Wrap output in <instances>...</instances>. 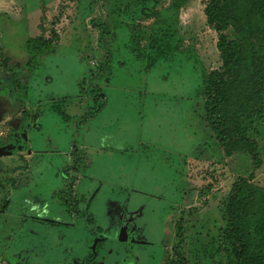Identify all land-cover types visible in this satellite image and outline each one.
I'll return each mask as SVG.
<instances>
[{"label": "rangeland", "instance_id": "obj_1", "mask_svg": "<svg viewBox=\"0 0 264 264\" xmlns=\"http://www.w3.org/2000/svg\"><path fill=\"white\" fill-rule=\"evenodd\" d=\"M14 1L22 5L19 12L11 7L7 13L0 10V67L7 70L9 62L10 68L26 63V45L32 38L49 40L51 53L34 67L29 83L34 89L28 93L32 103L27 84L20 81L19 102L7 116L20 115L21 120L0 125V148L7 154L20 150L23 157L29 153L30 142L34 149L46 152L44 166L66 151L70 138H76L72 128L76 119L67 105L80 104L78 96L88 100L84 106L88 110L99 106L101 95L106 97L107 107L94 125L111 121L116 129L125 127L123 134L138 128L141 138L149 139L145 144L150 149L161 148L167 138L181 137L173 134L181 125L177 115L181 105L192 111L193 102L203 100L200 90L208 74L222 67L217 34L203 14L209 0H48L47 13L41 10L45 0ZM219 9L229 21L226 37L241 42L242 56L234 82L224 83L233 96L224 111L231 131L256 143L261 165L252 170L250 147L244 144L219 149L215 167L206 166L196 175L202 181L196 193L185 190L191 203L182 208L171 230L167 208L160 217L151 214L158 209L156 200L165 202L172 193L174 178L166 170L171 163L169 150L154 151L149 164L140 165L137 174L132 171L128 177L135 179L133 185L118 184L108 175L111 182L101 187L94 201L97 220L86 222L111 240L112 251L101 250L99 264H236L227 240L225 209L234 184L251 172L253 178L240 195L247 207L235 226L241 235H251L264 220V0H221ZM251 85L258 86L261 108L253 95L248 98L252 100L249 107L243 103L246 87ZM140 115L144 116L141 124ZM15 123H20L19 131ZM135 136L139 142L140 136ZM135 163H130L133 170ZM55 171L52 164L33 180L38 186L32 194L41 204L52 200ZM59 199L64 204L69 200L66 195ZM87 199L90 202L93 197ZM4 204L0 203V215ZM36 217L18 235L17 222L0 220V264H13L20 257L25 264H73L74 256L81 253L78 248L91 243L72 236L73 231L61 235L52 215ZM120 233H126L127 242L116 240ZM48 245L55 247L45 253ZM19 246L22 254L17 253Z\"/></svg>", "mask_w": 264, "mask_h": 264}, {"label": "crops", "instance_id": "obj_2", "mask_svg": "<svg viewBox=\"0 0 264 264\" xmlns=\"http://www.w3.org/2000/svg\"><path fill=\"white\" fill-rule=\"evenodd\" d=\"M48 4V0L41 2V5H43L41 10L45 13L49 10ZM21 6L20 1L0 0V10L5 13L11 10L9 7L12 8L11 11L16 8L17 10L14 12H19L18 9ZM24 63L20 64V67L10 68L8 66L9 62L7 70L0 67V125H10L9 122L11 121L20 122L21 120L20 115H7L9 109L19 102L17 87L14 84L12 75L21 78L26 77L25 64L27 62ZM9 69L12 70L11 73H9ZM34 76L25 83L28 87L27 98L30 103H32L33 98L28 93L34 88L29 87V83H31ZM201 93L200 90V95ZM83 96L77 97L76 102L80 104H74V108L67 105L74 113L71 118L76 119V123H72L76 138H70L65 144L66 151L48 163V166L55 165V175L57 176V183L52 185L54 192L52 200L48 199L47 202L41 204L32 194L38 186L33 180L37 175L40 176V171L45 167L48 168L47 165L44 166L42 161L46 152L34 149L29 142V153L26 156L21 157L19 153L7 154L3 147V155H0V203H3V201L5 203L0 220L17 222L18 225L15 230L18 235L21 233L24 224L31 220L35 221L34 217L52 215V222L62 229L61 235L68 233L67 231H73L72 236H80V238H85L87 242H91L78 248L81 253L80 256L79 254L74 256L73 264H83L85 257L92 252L94 253L92 246L97 236L86 222L97 220L98 207L94 201L98 198L103 185L111 182V180H115L118 184L133 185L135 179L132 180L128 177L132 171L137 174L140 165L146 166L149 164L154 151L169 150L171 163L168 162L169 169L166 170L170 171L174 178V181L171 182L172 186L169 188L172 193L165 202L157 199L158 209H152L151 214L160 217L165 212L164 209L167 208L168 213L165 214L169 216L170 224L168 226L171 230V226L178 219L182 208L184 209L187 204L191 203L189 197L185 196V190L192 192V194L196 193L197 185L202 184L201 178L197 179L196 175L206 166L208 169L215 167L219 149H222L208 125L203 100L193 102L192 111H187L186 107L183 106L184 104L181 105L183 111L181 110L177 114L181 125L173 132L174 135L181 134V137L167 138L163 142L164 147L150 149L151 146L145 144L149 139L141 138L138 128L123 134L122 129L125 130V127L120 125L119 129H116L111 121L102 126L99 123L94 125L93 123L102 116V111L106 109L107 99L101 95L102 100L99 106L88 110V108H84L88 100L84 99ZM47 100L51 99L48 98ZM81 107L84 108L83 112H80ZM37 117L38 115H36L35 122H37ZM143 118L144 116L140 115V124ZM14 129L19 131L20 123H15ZM135 134L140 136L139 142H136L135 138L137 137ZM192 143H194L193 147L191 146ZM53 160H57L58 165ZM132 160H136L133 165L136 166L135 170L132 169V164H130ZM24 163L31 166L22 167ZM108 175L111 180L110 178L106 179ZM123 176L125 178L122 179ZM8 178L10 180L5 182ZM166 184L164 183L163 186ZM185 184L188 185L187 188ZM61 195H66L69 199L65 204L59 199ZM90 196L93 197V200L89 202L87 198ZM185 200L187 203H185ZM165 204L167 206H163ZM95 230L100 231L99 228H95ZM53 247L55 245L51 247L48 245L45 253H48L50 248ZM22 249L19 246L17 253L22 254ZM100 254L101 252L97 254L93 261L85 264H99ZM13 264H25V260L20 257L14 260Z\"/></svg>", "mask_w": 264, "mask_h": 264}, {"label": "trees", "instance_id": "obj_3", "mask_svg": "<svg viewBox=\"0 0 264 264\" xmlns=\"http://www.w3.org/2000/svg\"><path fill=\"white\" fill-rule=\"evenodd\" d=\"M221 0H209V3L203 10V14L208 24L213 26L214 31L217 34L216 50L220 54L222 59L221 70H214L208 74L207 84L203 89L201 96L204 101V109L208 125L214 134L219 146L224 149L236 144H244L250 147L252 158V170L257 169L261 165V161L256 158L255 148L256 143L249 138H246L244 134L231 131V120L224 111V108L230 106V102L233 98L232 91L224 87V83L234 82L237 75V67L239 66L241 56V42L238 40L228 41L225 32L229 28L228 19L222 15L219 9ZM132 35V33H131ZM130 35V41H132ZM136 39V37H135ZM138 40H135V44ZM28 61L25 64V68L28 71L26 77L13 76V81L17 89H20V81L27 82L33 75L35 66L41 65V58L51 53V42L49 40L30 39L26 45ZM139 56V55H138ZM226 80V81H224ZM232 81V82H231ZM259 83V82H258ZM260 87V85L258 84ZM254 88L252 85L246 87L247 99H244V104L252 103L249 101V96L253 95V101L257 108L260 107L261 97L260 91ZM228 93V98L226 95ZM223 106V110L217 111ZM229 108V107H228ZM218 113L216 116L215 114ZM236 113H239L237 111ZM258 114V112H257ZM260 115V113H259ZM19 146V144H18ZM20 150L14 151L19 153ZM0 155H3V151L0 148ZM253 178V172L245 180H240L235 183L231 194L227 198L226 203V221H227V240L233 250V255L236 264H264V220L259 222L251 235H241L236 229V220L240 217V214L245 211L247 205L241 198V191L245 187H248L250 180ZM178 226L175 225V228Z\"/></svg>", "mask_w": 264, "mask_h": 264}, {"label": "flooded vegetation", "instance_id": "obj_4", "mask_svg": "<svg viewBox=\"0 0 264 264\" xmlns=\"http://www.w3.org/2000/svg\"><path fill=\"white\" fill-rule=\"evenodd\" d=\"M18 139V138H17ZM16 139V140H17ZM18 144L19 143H17V146H18ZM92 230V229H91ZM92 232H94L95 233V235L97 236L95 239H94V245L92 246V248L94 249V253L92 252L91 253V255L89 256H87V257H85V259L83 260V264H85L86 262H91V261H93V259H95V257L97 256V254L98 253H100L101 252V250L103 251V250H105V251H108L109 250V253L112 251L110 248H109V246H110V239L108 240V239H104L105 237L104 236H102L101 234H100V231H98V230H92ZM116 240L118 241V242H120V243H125V242H127V236H126V233H120L119 234V236L116 238ZM104 243H107L108 244V247L106 248L103 244ZM100 249V250H99ZM90 257V258H89ZM101 254H100V261H101ZM100 261H99V263H100ZM124 264H126V263H124Z\"/></svg>", "mask_w": 264, "mask_h": 264}]
</instances>
